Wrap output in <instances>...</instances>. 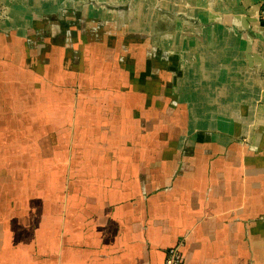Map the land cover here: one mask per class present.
<instances>
[{
  "label": "crops",
  "instance_id": "crops-1",
  "mask_svg": "<svg viewBox=\"0 0 264 264\" xmlns=\"http://www.w3.org/2000/svg\"><path fill=\"white\" fill-rule=\"evenodd\" d=\"M264 0H0V264H264Z\"/></svg>",
  "mask_w": 264,
  "mask_h": 264
},
{
  "label": "built area",
  "instance_id": "built-area-1",
  "mask_svg": "<svg viewBox=\"0 0 264 264\" xmlns=\"http://www.w3.org/2000/svg\"><path fill=\"white\" fill-rule=\"evenodd\" d=\"M259 18L264 24V2L260 4ZM184 240H180L177 244L167 250L164 264H184L183 256Z\"/></svg>",
  "mask_w": 264,
  "mask_h": 264
}]
</instances>
